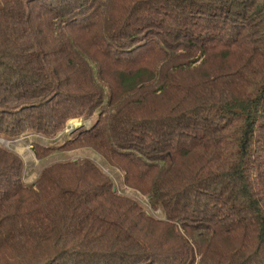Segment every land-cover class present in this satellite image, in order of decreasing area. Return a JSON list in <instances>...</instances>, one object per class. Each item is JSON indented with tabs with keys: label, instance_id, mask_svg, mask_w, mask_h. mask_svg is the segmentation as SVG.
<instances>
[{
	"label": "trees",
	"instance_id": "16d2710c",
	"mask_svg": "<svg viewBox=\"0 0 264 264\" xmlns=\"http://www.w3.org/2000/svg\"><path fill=\"white\" fill-rule=\"evenodd\" d=\"M94 115L36 157L159 217L0 141V264H264V0H0V140Z\"/></svg>",
	"mask_w": 264,
	"mask_h": 264
},
{
	"label": "rangeland",
	"instance_id": "374dc122",
	"mask_svg": "<svg viewBox=\"0 0 264 264\" xmlns=\"http://www.w3.org/2000/svg\"><path fill=\"white\" fill-rule=\"evenodd\" d=\"M95 116L96 115H94L92 119L87 120L84 118L77 117L76 119L70 120L68 122V126L55 139H47L37 134L29 133L26 136H21L17 139H12V141L6 139H1L0 141H2L7 147L17 151L24 158V181L28 184L29 182H32L39 177V172L41 171L43 166H45V164H48L56 159H63L66 157L76 158L77 156H90L92 158L94 157L96 160L98 159V163L101 165L103 170L113 177L115 185L119 189L120 193L135 198L140 203L144 204L150 213H152L156 217H159V211L154 210L151 207L150 203L148 202L147 196L145 194H141L139 191L132 187H129L127 185L125 186L123 182L124 174L117 167L113 165H108L107 161L101 155L97 154L94 150L92 151L89 148H81L79 150L64 152L56 156L52 155L50 157H47L44 163L40 162L39 158L36 157L32 147L33 143L40 142L45 145L60 144L61 142L65 141L66 138L69 137V133L71 134V131L76 129V127H79L81 125L85 127H91L96 118ZM54 156L56 158H52Z\"/></svg>",
	"mask_w": 264,
	"mask_h": 264
}]
</instances>
